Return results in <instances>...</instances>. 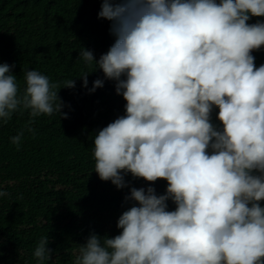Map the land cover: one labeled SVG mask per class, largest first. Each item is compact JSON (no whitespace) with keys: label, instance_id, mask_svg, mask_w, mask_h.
<instances>
[{"label":"clouds","instance_id":"9594fccd","mask_svg":"<svg viewBox=\"0 0 264 264\" xmlns=\"http://www.w3.org/2000/svg\"><path fill=\"white\" fill-rule=\"evenodd\" d=\"M253 17H264V0H102L98 18L115 41L98 60L84 48L79 59L126 104L94 136V172L118 190L129 174L167 188L131 187L119 235L90 234L74 264H264V64L252 54L264 47V22ZM12 67L0 64V125L18 111L29 124L67 119L59 91L75 79L28 70L21 92ZM94 71L79 77L84 88ZM103 86L96 79L90 91ZM49 242L37 243V264L51 259Z\"/></svg>","mask_w":264,"mask_h":264},{"label":"trees","instance_id":"16d2710c","mask_svg":"<svg viewBox=\"0 0 264 264\" xmlns=\"http://www.w3.org/2000/svg\"><path fill=\"white\" fill-rule=\"evenodd\" d=\"M101 3L0 0V64L13 66L21 92L28 70L52 82L76 81L75 88L59 91L67 119L54 113L29 124V112L18 111L0 125V189L10 194L0 197V264H37L33 251L45 236L52 250L46 264H74L78 246L90 234L119 235L117 221L133 203L125 202L131 187H153L157 195L166 192L164 180L148 184L129 174V187L118 190L94 172V136L125 115L126 104L116 94L114 81L79 59L84 48L98 60L115 41L111 23L98 18ZM257 21L264 22V17H253L249 23ZM252 54L257 67L264 64V47ZM91 71L84 88L79 77ZM96 79L104 80V86L91 92ZM217 113L214 109L212 122L220 126ZM21 131V142L13 144L11 138ZM175 207L168 201L169 210Z\"/></svg>","mask_w":264,"mask_h":264}]
</instances>
